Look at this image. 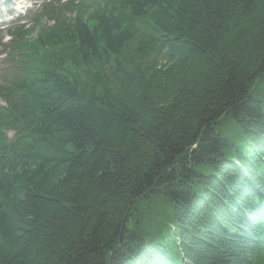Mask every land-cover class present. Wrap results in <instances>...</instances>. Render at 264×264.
<instances>
[{
  "label": "trees",
  "instance_id": "trees-1",
  "mask_svg": "<svg viewBox=\"0 0 264 264\" xmlns=\"http://www.w3.org/2000/svg\"><path fill=\"white\" fill-rule=\"evenodd\" d=\"M51 5L1 44L0 264H264V0Z\"/></svg>",
  "mask_w": 264,
  "mask_h": 264
},
{
  "label": "rangeland",
  "instance_id": "rangeland-1",
  "mask_svg": "<svg viewBox=\"0 0 264 264\" xmlns=\"http://www.w3.org/2000/svg\"><path fill=\"white\" fill-rule=\"evenodd\" d=\"M6 0H0V41L1 42H7V39H9V36L6 33V30L4 27L6 26H12L15 23V18H17V11L16 8L18 5H15L14 0H9L8 2H5ZM23 6L31 5L32 9L30 11H25V7L20 8L25 16V22L26 24H30L31 26L36 20L35 17V11L39 7L40 4H42L45 1H50L52 3V9H54V12H63L64 8L61 6V3H59L57 0H22ZM4 2L6 4H4ZM21 14V13H20ZM22 14V15H24ZM67 16H74L71 15V13H67ZM48 23L52 24L51 20H48ZM1 50V47H0ZM11 76V72L9 69V66L6 65V62L1 59L0 56V78H8ZM260 90L259 93H255L258 97H261L264 94V85L259 86ZM3 101L0 99V104H2Z\"/></svg>",
  "mask_w": 264,
  "mask_h": 264
}]
</instances>
